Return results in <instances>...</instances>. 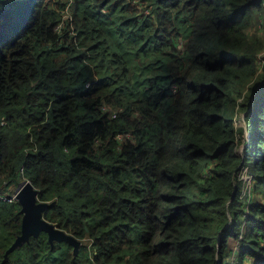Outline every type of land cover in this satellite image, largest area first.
I'll return each mask as SVG.
<instances>
[{
	"label": "trees",
	"instance_id": "1",
	"mask_svg": "<svg viewBox=\"0 0 264 264\" xmlns=\"http://www.w3.org/2000/svg\"><path fill=\"white\" fill-rule=\"evenodd\" d=\"M259 11L264 0H0V191L28 178L53 202L43 216L81 239L74 253L41 230L2 261L22 211L0 197V264H231L235 244L264 264Z\"/></svg>",
	"mask_w": 264,
	"mask_h": 264
},
{
	"label": "water",
	"instance_id": "2",
	"mask_svg": "<svg viewBox=\"0 0 264 264\" xmlns=\"http://www.w3.org/2000/svg\"><path fill=\"white\" fill-rule=\"evenodd\" d=\"M15 198L19 201L22 211L20 231L5 248L2 261L11 250L28 241L31 235L37 236L41 230L47 232L50 242L66 240L73 245V252H77L81 239L43 216L45 208L53 202L38 198V188L29 179H22L19 182L15 189Z\"/></svg>",
	"mask_w": 264,
	"mask_h": 264
},
{
	"label": "rangeland",
	"instance_id": "3",
	"mask_svg": "<svg viewBox=\"0 0 264 264\" xmlns=\"http://www.w3.org/2000/svg\"><path fill=\"white\" fill-rule=\"evenodd\" d=\"M66 12V10H64V13ZM264 17H263V14L262 12H256L255 13V16L253 17L252 19V22L248 28V34L249 36L252 38L254 36H259L261 34H263L264 32ZM258 53V52H257ZM264 55V47L259 51V55H258V58L263 56ZM240 99V97L238 98V100ZM240 108H236L234 113H233V121L234 119L236 120V125L237 126H242V127H245L246 126V121L243 117V114L244 112L241 110L239 111ZM237 111V114L236 116L234 117L235 115V112ZM225 112L226 114H230L232 112V102L231 101H227L226 103V109H225ZM239 112V113H238ZM243 112V114H242ZM242 115V117H241ZM239 119H242V123L240 124V121ZM235 124V123H234ZM247 132L244 130L243 133L241 134L240 138L238 139V143L236 145V152L240 155H243L244 152H245V146L247 144ZM248 151L251 153V146L247 148ZM247 169L248 170V166L244 163V161L241 162L240 166H239V169H238V175L241 177V174L244 173V170ZM249 174V172H248ZM15 186L14 183H11L9 185H7L6 188H4V191L8 194H11L14 189H15ZM247 194V191L245 190L244 191V194L243 195H246ZM84 240H87V241H90V238L89 237H85Z\"/></svg>",
	"mask_w": 264,
	"mask_h": 264
},
{
	"label": "built area",
	"instance_id": "4",
	"mask_svg": "<svg viewBox=\"0 0 264 264\" xmlns=\"http://www.w3.org/2000/svg\"><path fill=\"white\" fill-rule=\"evenodd\" d=\"M66 15H67V12H65L64 16H66ZM57 26L60 27L61 25L58 24ZM258 55H259V52L257 53V56ZM263 61H264L263 56L258 58V62L260 64H262ZM239 111H241V110H239ZM236 114H237V111L235 112L234 117L236 116ZM242 114H243V112H242ZM112 115H115V112H112ZM241 117H242V115H241ZM243 117H244V114H243ZM239 121H240V124H241L242 123V119H239ZM233 124H234L235 127L237 126L235 119L233 121ZM251 176L252 175L250 173L248 174V170L247 169L244 170V173L241 174V177L239 176L241 179H243V187H242V194L241 195H243L244 191L246 190L247 191V194H246V199L247 200H249V198H250ZM23 179H28V178H23ZM16 188H17V186H15V189ZM15 189H14V191L11 194L6 193L4 190L0 191V197L8 198V199H14L15 198ZM236 247H237V244H235L233 246V253L230 256V263L231 264H248V259H250L249 256H248V258L245 257L242 261L238 260V257H237V254H236Z\"/></svg>",
	"mask_w": 264,
	"mask_h": 264
}]
</instances>
